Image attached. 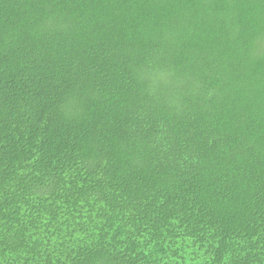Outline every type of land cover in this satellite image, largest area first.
Returning <instances> with one entry per match:
<instances>
[{
	"label": "trees",
	"instance_id": "1",
	"mask_svg": "<svg viewBox=\"0 0 264 264\" xmlns=\"http://www.w3.org/2000/svg\"><path fill=\"white\" fill-rule=\"evenodd\" d=\"M0 264H264V0H0Z\"/></svg>",
	"mask_w": 264,
	"mask_h": 264
}]
</instances>
